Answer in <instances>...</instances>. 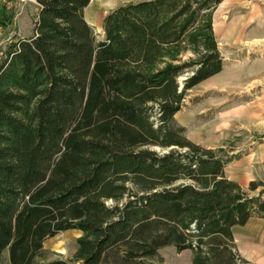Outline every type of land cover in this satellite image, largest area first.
Instances as JSON below:
<instances>
[{"label":"trees","instance_id":"trees-1","mask_svg":"<svg viewBox=\"0 0 264 264\" xmlns=\"http://www.w3.org/2000/svg\"><path fill=\"white\" fill-rule=\"evenodd\" d=\"M221 1L128 2L97 40L90 0H35L32 34L0 46V264H139L170 245L191 264H252L232 227L264 200L172 127L185 92L222 68ZM13 16L0 3V29ZM69 229L72 257L48 260L44 241Z\"/></svg>","mask_w":264,"mask_h":264},{"label":"rangeland","instance_id":"rangeland-1","mask_svg":"<svg viewBox=\"0 0 264 264\" xmlns=\"http://www.w3.org/2000/svg\"><path fill=\"white\" fill-rule=\"evenodd\" d=\"M138 0H91L84 10L96 39L103 38L102 19L119 5ZM14 16L0 29V46L14 35L33 32L35 2L12 1ZM213 31L222 68L187 90L172 127L180 136L217 154L228 162L224 174L249 197L264 200V0L221 3L213 13ZM189 72L179 76L187 77ZM181 88V87H180ZM160 153L169 148L153 147ZM251 184H254L252 187ZM234 249L252 264H264V216H252L232 227ZM78 230L62 231L44 241L48 260L72 257ZM191 251L164 246L158 256L139 264H191ZM78 264V263H77Z\"/></svg>","mask_w":264,"mask_h":264},{"label":"built area","instance_id":"built-area-1","mask_svg":"<svg viewBox=\"0 0 264 264\" xmlns=\"http://www.w3.org/2000/svg\"><path fill=\"white\" fill-rule=\"evenodd\" d=\"M13 0H0V3L6 4L7 6H11ZM17 3H28V2H35V0H15Z\"/></svg>","mask_w":264,"mask_h":264},{"label":"crops","instance_id":"crops-1","mask_svg":"<svg viewBox=\"0 0 264 264\" xmlns=\"http://www.w3.org/2000/svg\"><path fill=\"white\" fill-rule=\"evenodd\" d=\"M90 1H91V0H90ZM138 1H140V0H138ZM232 1H233V0H222L221 3H231ZM35 3H36V2H35ZM89 3H90V2H89ZM221 3H220V4H221ZM36 4H37V3H36ZM88 5H89V4H88ZM88 5H87V6H88ZM37 6H38V5H37ZM87 6H86V7H87ZM86 7H85V8H86ZM37 10H38V7H37ZM84 10H85V9H84ZM36 12H37V11H36ZM106 14H107V13H106ZM106 14H105V15H106ZM84 17H85V15H84ZM103 18H104V17H103ZM85 19H86V18H85ZM86 21H87V20H86ZM102 21H103V19H102ZM87 22H88V21H87ZM88 23H89V22H88ZM89 24H90V23H89ZM90 25H91V24H90ZM31 34H32V33H31ZM31 34H30V35H31ZM75 230H76V229H75ZM78 231H79V230H78ZM79 232H81V231H79ZM80 235H81V234H80Z\"/></svg>","mask_w":264,"mask_h":264}]
</instances>
